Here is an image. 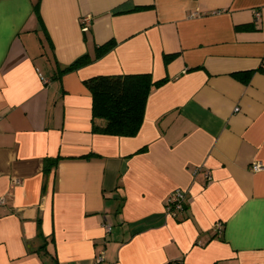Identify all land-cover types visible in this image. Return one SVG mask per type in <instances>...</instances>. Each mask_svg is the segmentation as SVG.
<instances>
[{
    "label": "crops",
    "instance_id": "1",
    "mask_svg": "<svg viewBox=\"0 0 264 264\" xmlns=\"http://www.w3.org/2000/svg\"><path fill=\"white\" fill-rule=\"evenodd\" d=\"M123 73L162 80L139 130L92 131ZM180 259L264 264V0H0V264Z\"/></svg>",
    "mask_w": 264,
    "mask_h": 264
},
{
    "label": "trees",
    "instance_id": "2",
    "mask_svg": "<svg viewBox=\"0 0 264 264\" xmlns=\"http://www.w3.org/2000/svg\"><path fill=\"white\" fill-rule=\"evenodd\" d=\"M161 82H154L148 73L98 74L88 78L84 84L91 93L92 131L112 136L135 135L142 124L148 93ZM101 118L103 122H96ZM55 163L56 159H46L44 169Z\"/></svg>",
    "mask_w": 264,
    "mask_h": 264
},
{
    "label": "built area",
    "instance_id": "3",
    "mask_svg": "<svg viewBox=\"0 0 264 264\" xmlns=\"http://www.w3.org/2000/svg\"><path fill=\"white\" fill-rule=\"evenodd\" d=\"M254 15L256 18H259V11L255 10L254 11ZM91 19L88 16H83L81 17V30H85L87 31L89 26H90V22ZM45 82H48V80L43 79ZM263 168V166L261 165V163L259 162H252L250 164V170L257 172L260 171ZM207 177L209 178L210 176L207 174ZM169 197L167 198L166 202H165V206H166V211L172 216V217H177L179 213L184 211L185 208V202L187 200V193L182 190L181 188H176L175 190L171 191L169 193ZM111 227L109 224L105 225V229L109 230ZM168 264H184L183 261L180 260H175V261H170L168 262Z\"/></svg>",
    "mask_w": 264,
    "mask_h": 264
}]
</instances>
